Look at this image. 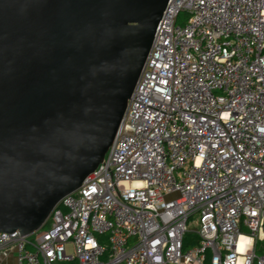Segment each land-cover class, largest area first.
Listing matches in <instances>:
<instances>
[{"label":"built area","instance_id":"built-area-1","mask_svg":"<svg viewBox=\"0 0 264 264\" xmlns=\"http://www.w3.org/2000/svg\"><path fill=\"white\" fill-rule=\"evenodd\" d=\"M258 246L264 0H169L104 161L63 198L47 228L0 233V257L14 251L17 264H264Z\"/></svg>","mask_w":264,"mask_h":264},{"label":"water","instance_id":"water-1","mask_svg":"<svg viewBox=\"0 0 264 264\" xmlns=\"http://www.w3.org/2000/svg\"><path fill=\"white\" fill-rule=\"evenodd\" d=\"M169 0H0V233L45 228L104 161Z\"/></svg>","mask_w":264,"mask_h":264},{"label":"crops","instance_id":"crops-1","mask_svg":"<svg viewBox=\"0 0 264 264\" xmlns=\"http://www.w3.org/2000/svg\"><path fill=\"white\" fill-rule=\"evenodd\" d=\"M0 264H17L16 253L11 251L7 256L0 257Z\"/></svg>","mask_w":264,"mask_h":264},{"label":"trees","instance_id":"trees-1","mask_svg":"<svg viewBox=\"0 0 264 264\" xmlns=\"http://www.w3.org/2000/svg\"><path fill=\"white\" fill-rule=\"evenodd\" d=\"M49 223H50V219H49V221H48V223H47V225L45 226V228H47L48 226H49ZM44 228V229H45ZM260 246V245H259ZM257 247V252L259 253V254H264V246H261V247ZM60 264H76L75 262L74 263H60Z\"/></svg>","mask_w":264,"mask_h":264},{"label":"bare ground","instance_id":"bare-ground-1","mask_svg":"<svg viewBox=\"0 0 264 264\" xmlns=\"http://www.w3.org/2000/svg\"><path fill=\"white\" fill-rule=\"evenodd\" d=\"M245 242H246V238L241 237L240 240H239V247H240V249L243 248V245H244Z\"/></svg>","mask_w":264,"mask_h":264},{"label":"rangeland","instance_id":"rangeland-1","mask_svg":"<svg viewBox=\"0 0 264 264\" xmlns=\"http://www.w3.org/2000/svg\"><path fill=\"white\" fill-rule=\"evenodd\" d=\"M183 19H184V14H182V15L180 16L179 23L183 22ZM71 250H72V248H71V246H69V247H68V251H69V252H72ZM75 263H76V262H75Z\"/></svg>","mask_w":264,"mask_h":264}]
</instances>
